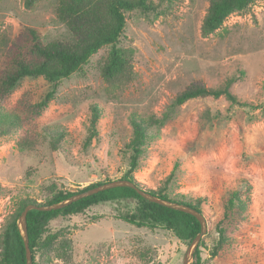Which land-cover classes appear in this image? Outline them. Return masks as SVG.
Masks as SVG:
<instances>
[{
  "label": "rangeland",
  "instance_id": "1",
  "mask_svg": "<svg viewBox=\"0 0 264 264\" xmlns=\"http://www.w3.org/2000/svg\"><path fill=\"white\" fill-rule=\"evenodd\" d=\"M26 2L0 0V72L7 50L22 40L26 28L37 30L45 44L70 39L56 15L58 0H36L31 7ZM209 3L153 0L147 13L127 12L118 47L134 50V79L128 84L104 80L110 47H103L69 78L55 83L24 78L0 101V112L12 121L0 123V232L22 200L44 204L53 185L78 191L119 180L129 169L130 118L137 113L152 136L135 178L144 188L159 190L174 173L168 182L172 196L204 199L202 264H264V0H253L219 30L204 35ZM229 80L231 92L248 107L232 106L225 97L175 103L192 83L218 88ZM49 93L52 99L40 108ZM92 105L101 110L97 136L90 140ZM24 137L32 147L21 149ZM239 185L244 187L237 213L219 226L227 192ZM135 206L133 201L108 202L53 219L43 238L56 239L51 248L35 253V261L183 264L190 245L173 232L121 218ZM219 228L222 245L212 255Z\"/></svg>",
  "mask_w": 264,
  "mask_h": 264
},
{
  "label": "trees",
  "instance_id": "2",
  "mask_svg": "<svg viewBox=\"0 0 264 264\" xmlns=\"http://www.w3.org/2000/svg\"><path fill=\"white\" fill-rule=\"evenodd\" d=\"M36 0H27V7H31ZM153 0H58L56 15L60 22L65 24L70 39L54 41L45 44L41 34L33 29L26 28L21 36L22 40L16 42L7 50L5 67L0 72V101L11 94L17 84L24 78H41L55 83L64 78H69L88 64L91 57L103 47H110L105 60L102 76L111 85L128 84L134 79L133 59L134 50L131 48L118 47V43L124 34L126 27V13L141 11L147 13L152 9ZM253 0H210L207 14L203 20L202 32L204 35L219 30L225 20L233 13L246 9ZM232 80L218 88L207 87L195 82L177 95L176 105L197 98L225 97L232 106L248 107L240 102L231 92ZM53 93H49L46 100L39 104L40 108L47 105L52 99ZM100 107L92 105L90 120V140L97 136L95 127L100 118ZM143 119L139 114L133 113L130 120L133 129V138L128 145L132 154L128 171L119 180H129L139 189L156 197L169 200L181 205L189 206L198 212H203V200H189L184 195L172 196L168 182L174 173L168 177L166 183L159 190L146 189L135 178V172L140 167V156L144 153L145 142L151 138V132L138 122ZM144 120V119H143ZM149 122L159 124L154 117L148 118ZM11 123L10 114L0 112V123ZM145 122V121H144ZM21 149L33 146L30 138L24 137L20 142ZM178 167L176 164L175 168ZM175 171V169H174ZM173 171V172H174ZM117 180L106 179L93 183L78 191L59 189L56 185L48 188L49 198L44 204L34 199L22 200L18 209L4 221L0 232V264H26V252L24 241L20 233L18 221L24 209L31 204L37 206H52L59 204L77 194L90 189L111 183ZM243 185H247L243 182ZM242 187L228 190V197L224 202V220L234 218L237 213V202H242ZM120 201H133L136 206L129 212L121 215V218L137 227L157 228L161 227L173 232L176 237L187 245H190L201 232L200 222L192 215L169 209L156 203H152L141 197L136 190L128 187H119L105 190L95 195L83 198L63 209L50 212L32 210L27 216L29 245L32 251L33 264L35 253L39 250H47L53 246L55 235L43 238L48 231L49 223L59 217L80 215L91 207ZM224 231L219 228V242L212 251L216 255L222 245ZM202 251L198 247L194 253L193 264H202Z\"/></svg>",
  "mask_w": 264,
  "mask_h": 264
},
{
  "label": "water",
  "instance_id": "3",
  "mask_svg": "<svg viewBox=\"0 0 264 264\" xmlns=\"http://www.w3.org/2000/svg\"><path fill=\"white\" fill-rule=\"evenodd\" d=\"M119 187H128V188H132L134 190L137 191V193L143 197L144 199L152 202V203H156L158 205H161L163 207H167L169 209H173L176 211H181L184 213H187L189 215L194 216L201 224V232L197 235V237L194 239V241L190 244V247L188 249V252L185 255L183 264H190V260L194 257V253L196 251V249L199 246V243L202 239V237L205 235L206 231H207V221L205 216L198 212L197 210L186 206V205H181L169 200H164L161 199L159 197H156L150 193H147L146 191L139 189L134 183H132L129 180H117V181H113L111 183L96 187L94 189H90L86 192L77 194L59 204H55L52 206H37L34 204L28 205L24 211L21 213V216L19 218L18 221V226L20 229V233L21 236L23 238L24 241V246H25V252H26V264H33V257H32V251L30 249V245H29V237H28V226H27V216L28 213L32 210H38V211H44V212H50L53 210H60L63 209L83 198L95 195L99 192L105 191V190H109V189H114V188H119Z\"/></svg>",
  "mask_w": 264,
  "mask_h": 264
}]
</instances>
